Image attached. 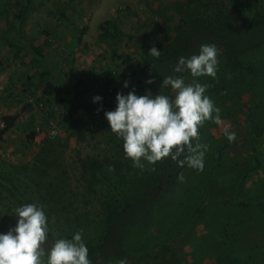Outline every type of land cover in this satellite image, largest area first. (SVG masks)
Returning a JSON list of instances; mask_svg holds the SVG:
<instances>
[{"label": "rangeland", "instance_id": "obj_1", "mask_svg": "<svg viewBox=\"0 0 264 264\" xmlns=\"http://www.w3.org/2000/svg\"><path fill=\"white\" fill-rule=\"evenodd\" d=\"M11 1L9 16L15 23L22 20L17 25L25 39L32 36L36 46H42L54 29L59 32L44 58L63 84H58L49 102L58 134L53 145L47 143L49 149L42 158L38 154L43 141H30L28 133L47 124L43 112L21 95L10 99L8 109L0 104L1 112L18 116L11 129L0 131V178L13 180L27 198L48 213L46 247L56 239H70L81 229L85 244H96L105 231L106 206L119 198V193L105 183H92L81 168V159L95 156L103 160L116 185L119 180L130 181L140 169L126 158L123 142L110 130L105 116L98 118L93 138L67 140L63 127L70 112L60 98L69 86H76L88 99L100 96L96 103L112 111L118 92L126 95L134 89L137 95L150 93L147 81L151 78L141 51L160 43L166 34H175L181 22L177 8L190 0ZM241 2L248 14L264 7V0ZM109 20L115 21L121 35L112 28V34H106ZM217 49L216 78L195 79L210 85L206 95L220 109L223 123L230 126L236 139L229 142L221 126L205 122L199 141L208 145L203 171L187 166L182 172L184 180L177 178L168 194L126 235L125 249L142 255L137 261L126 259L127 264H264V210L257 205H239L231 198L239 191L255 201L264 199V46L243 56L259 70L256 76L244 77H237L240 72L228 66L225 49ZM9 56V71H2L3 78L13 80L14 73L22 82L30 80L39 97L53 80L52 70L25 49L12 46ZM184 79L191 83L194 78L189 74ZM125 81L128 87H124ZM112 82L121 88L110 95L105 90ZM162 93L172 95L170 88H163ZM254 157L257 163H253ZM142 162L145 167L152 165ZM110 166L114 170L110 171ZM20 205L0 183V233L15 226L14 209ZM201 205L204 210L194 218ZM175 242L181 244L183 254L169 247ZM120 259L104 264H117Z\"/></svg>", "mask_w": 264, "mask_h": 264}, {"label": "trees", "instance_id": "obj_2", "mask_svg": "<svg viewBox=\"0 0 264 264\" xmlns=\"http://www.w3.org/2000/svg\"><path fill=\"white\" fill-rule=\"evenodd\" d=\"M29 1L27 0V2ZM11 3L12 1L0 0V19L3 16L6 18V15L10 14ZM177 10L181 15V22L174 29L175 34H166L164 40L152 46L161 51L159 58L152 57L149 54V50L152 47L144 48L141 51L142 60L148 66L150 78L153 80L149 94L162 93L161 84L166 76H182L183 78L188 76L190 72L187 70L183 73L173 72L174 66L181 57H190L193 54H198L200 45L206 43L215 44L216 47L225 49L228 66L233 72H240L236 74L237 77H244L245 75L256 76L258 74L257 65L243 59V56L264 46V7L256 10L253 14H248L241 0H190L186 4H179ZM61 16L64 19L66 13L63 12ZM6 19L8 20V30L4 32L0 30V40L8 42L13 47L19 46L21 50L25 49L27 52H32L36 58L41 59L48 70L53 72V80L47 82L39 97L36 96V92L34 93L30 80H28L29 82L27 80L23 82L26 89L34 96V101L31 103H35L36 106L39 102L43 103V109L37 108L44 112L43 115L46 116L48 121V116L51 118V116L55 115L49 102L55 96L57 88L63 84V81L57 77L52 65L44 57L46 48L53 46L54 41L60 34L54 29L42 46H36L32 36L25 39L21 29L18 27L19 25L12 19ZM107 25L106 34L111 35L112 32L110 30L112 28L116 30L114 32L116 35H121V32L117 30L115 21L109 20ZM18 71L20 72V70ZM21 75H23L22 72ZM54 79H57L56 82H54ZM119 85L112 82V86L108 87L105 92L110 95L115 94L121 88ZM11 86V97L15 99L20 97L15 90L14 79ZM26 97L24 96L23 98L27 100L28 98ZM60 102L70 112L63 127L67 140L71 137H76L80 141L85 140L87 137L93 138L94 127L98 118L105 116L104 113L106 111H110L103 105L88 99L80 88L76 86H69L66 89V95L60 98ZM17 119V115L8 114L3 116L4 127L0 131L2 133L7 132L15 125ZM199 132L201 140L203 136L201 127ZM36 135L37 131L34 129L28 133V139L35 141ZM52 139L54 138L47 137L40 143L42 148L38 154L39 158L45 157L42 155L49 149L46 147L47 143L50 142V145H53L51 143ZM193 143L195 144V141ZM220 155H222L221 152ZM183 158V156L180 157V159ZM258 161L257 157L253 158V163ZM218 163L222 164L223 162L219 160ZM186 167V164L181 167L171 158H165L155 165H150L145 167L144 170H140L133 179L126 181L127 183L119 180V184L116 185L112 182L111 176L105 171L103 160L95 156H87L81 159V168L85 174L90 176L92 183H105L113 186L119 193V198L110 201L106 206L105 231L101 235L99 242L86 245L92 264H104L113 258L137 261L142 256L126 250L123 244L124 238L168 194L178 175ZM215 167L216 165L212 169H215ZM152 168H155V171H151L150 169ZM0 183L8 188L21 205L33 203L20 191L13 180L2 177L0 178ZM231 198L239 205H257L264 210V199L255 201L244 197L239 191L232 194ZM220 199H226L228 202L232 201L230 198L221 197ZM204 208L205 205H201L194 218H197ZM45 213L49 228V215L46 211ZM170 246L174 247L180 254H183L179 242H175Z\"/></svg>", "mask_w": 264, "mask_h": 264}, {"label": "clouds", "instance_id": "obj_3", "mask_svg": "<svg viewBox=\"0 0 264 264\" xmlns=\"http://www.w3.org/2000/svg\"><path fill=\"white\" fill-rule=\"evenodd\" d=\"M152 57L159 58L161 51L156 47L149 50ZM218 49L215 44H201L198 54L181 57L173 68L175 73L186 70L194 78L186 83L182 76H166L161 88H170L172 95H137L135 90L126 95H116L115 110L106 111L105 118L110 130L122 140L126 158L133 167L145 169L165 158H171L179 166L185 164L203 171L204 156L208 145L201 144L199 129L205 122L212 121L222 127L229 142H234L236 134L223 123L220 109L206 95L209 84H201L195 78L217 76ZM147 83H153L149 79ZM128 87V82H124ZM100 96L93 98L100 101ZM195 141V144L193 143ZM187 153V154H185ZM183 156V159L180 157ZM109 170L114 169L109 167ZM155 171V168L150 169ZM183 181V174L178 175ZM17 222L6 233H0V264H92L88 248L79 230L69 238H59L48 242V220L42 205L27 203L17 206L14 215ZM117 264H127L120 259Z\"/></svg>", "mask_w": 264, "mask_h": 264}, {"label": "crops", "instance_id": "obj_4", "mask_svg": "<svg viewBox=\"0 0 264 264\" xmlns=\"http://www.w3.org/2000/svg\"><path fill=\"white\" fill-rule=\"evenodd\" d=\"M9 2H11V0H8ZM6 18H8L9 20H11L9 15H6ZM4 16L2 19H0V30L1 31H6L8 30L7 26V22L8 20L6 19ZM18 21L17 23L20 25L22 20H16ZM1 39V38H0ZM12 45L9 44L8 42L4 41V40H0V55H2V57L0 56V72L2 71H9V67L7 66V61L9 62L10 57L12 59V56L10 55V49H11ZM17 50H21L18 47H16ZM17 52V51H16ZM2 53V54H1ZM6 63V64H5ZM3 73L2 72L0 74V104L4 107H6L7 109L11 107V102L10 99L11 97V93H12V80L7 78H3ZM6 115L5 113L1 112L0 110V117Z\"/></svg>", "mask_w": 264, "mask_h": 264}, {"label": "built area", "instance_id": "obj_5", "mask_svg": "<svg viewBox=\"0 0 264 264\" xmlns=\"http://www.w3.org/2000/svg\"><path fill=\"white\" fill-rule=\"evenodd\" d=\"M11 74H12L14 82H15L16 92L19 95H21L22 97L27 96L26 98H28L27 100H29L30 102L34 101L33 94L26 89L23 82L19 79V76H16V74H14V73H11ZM111 91H112V89H111ZM37 107L40 109H43L44 105H43V103L39 102ZM36 131H37V135L35 137V141L40 143L43 140H45L47 137H50V138L55 137L58 134V125L55 122V120H53V118H48L47 124L44 127L38 126Z\"/></svg>", "mask_w": 264, "mask_h": 264}]
</instances>
